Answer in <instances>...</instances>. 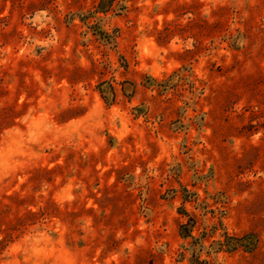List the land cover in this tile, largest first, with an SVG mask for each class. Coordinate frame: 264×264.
Here are the masks:
<instances>
[{
	"label": "rangeland",
	"instance_id": "1",
	"mask_svg": "<svg viewBox=\"0 0 264 264\" xmlns=\"http://www.w3.org/2000/svg\"><path fill=\"white\" fill-rule=\"evenodd\" d=\"M196 258L264 264V0H0V264Z\"/></svg>",
	"mask_w": 264,
	"mask_h": 264
},
{
	"label": "trees",
	"instance_id": "2",
	"mask_svg": "<svg viewBox=\"0 0 264 264\" xmlns=\"http://www.w3.org/2000/svg\"><path fill=\"white\" fill-rule=\"evenodd\" d=\"M190 222H191V220H189V223L180 226V234H181V237L184 239H186V238L193 239L191 237V231L189 229ZM194 261H195L194 264H207L204 261H200L198 258H196Z\"/></svg>",
	"mask_w": 264,
	"mask_h": 264
}]
</instances>
